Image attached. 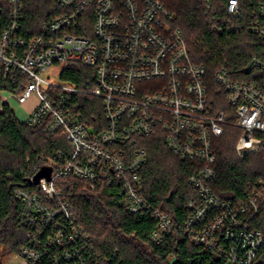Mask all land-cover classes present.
Listing matches in <instances>:
<instances>
[{
  "label": "built area",
  "instance_id": "2783aa9c",
  "mask_svg": "<svg viewBox=\"0 0 264 264\" xmlns=\"http://www.w3.org/2000/svg\"><path fill=\"white\" fill-rule=\"evenodd\" d=\"M56 2L63 14L27 39L24 0H0L4 79L23 85L20 93L12 92L19 106L34 100L23 123L44 127L51 136L64 135L69 147L42 158L26 176L27 186L14 191L18 223L26 232L16 255L21 264H111L93 248L91 235L59 190L57 181L67 177L84 181L93 192L107 190L129 215H150L156 222L150 239L157 245L180 231L195 245L217 250L222 264H258L264 234L255 225L264 214V181L238 202L217 197L211 185L217 176L215 141L227 126L242 133L236 145L239 157L264 145V93L255 81L245 80L253 71L264 72V58L253 57L233 75L226 68L215 74L226 104L218 110L206 68L192 60L183 32L172 28V14L159 0ZM227 12L232 20L223 23L210 16L216 30L243 28L264 43L263 7L246 25L238 0H229ZM70 63L92 69V89L61 79ZM55 68L61 69L62 86L43 78ZM80 95L100 100L102 118L91 112V123L87 120L76 101ZM137 137H161L174 156L192 164L188 182L198 197L187 204L183 229L143 196L140 173L148 155ZM45 168L52 170L51 180L36 184Z\"/></svg>",
  "mask_w": 264,
  "mask_h": 264
},
{
  "label": "trees",
  "instance_id": "16d2710c",
  "mask_svg": "<svg viewBox=\"0 0 264 264\" xmlns=\"http://www.w3.org/2000/svg\"><path fill=\"white\" fill-rule=\"evenodd\" d=\"M159 1L172 14V28L183 32L192 60L206 68L214 105L225 110L224 93L214 80L215 74L226 68L233 75L253 57L263 59L264 43L243 28L222 34L215 29L211 15L220 18L221 23L232 20L227 12L229 0ZM238 3L241 23L245 25L264 8V0H238ZM24 4L27 39L38 35L44 24L64 12L56 0H24ZM61 79L83 90L94 87L92 69L78 63L65 65ZM245 80L255 81L264 93V72L253 71ZM22 88V84L13 86L9 79H4L0 66V90L20 93ZM76 101L82 103V112L90 123L91 112L102 118L100 100L80 95ZM241 134L235 126H227L214 145L217 176L211 189L217 197L232 202L244 199L259 181H264V145L254 154L239 157L236 145ZM136 143L148 155L140 173L143 196L166 214L177 229H183L189 216L187 204L198 197L188 182L192 164L174 156L161 137H137ZM68 148L64 135L51 136L44 127L29 128L4 103L0 112V264L7 256H16L25 242L26 232L18 223L20 204L14 197L15 189L27 186L26 176L42 158ZM57 184L64 199L75 208L79 224L91 235L93 248L103 258L111 259V264H222L217 250L195 245L180 231L172 232L161 245L153 243L150 235L156 222L152 217L127 214L107 190L93 192L87 183L73 177L59 179ZM255 228L264 234V214L256 219ZM172 257L176 260L171 261ZM259 263H264V249Z\"/></svg>",
  "mask_w": 264,
  "mask_h": 264
},
{
  "label": "rangeland",
  "instance_id": "374dc122",
  "mask_svg": "<svg viewBox=\"0 0 264 264\" xmlns=\"http://www.w3.org/2000/svg\"><path fill=\"white\" fill-rule=\"evenodd\" d=\"M61 69L55 68L50 69L47 73L43 74V78L51 82L57 86L64 85V82L61 81L59 75H60ZM150 87H155V85H149ZM8 101L9 105L13 109L17 119L20 122H24L27 116V111L31 108L32 104L34 103V100H32L30 103H28L26 106H19L17 103V99L14 97V94L12 92H9L7 90H0V106L2 102ZM3 264H21V259L18 256H7L4 259Z\"/></svg>",
  "mask_w": 264,
  "mask_h": 264
},
{
  "label": "water",
  "instance_id": "95a60500",
  "mask_svg": "<svg viewBox=\"0 0 264 264\" xmlns=\"http://www.w3.org/2000/svg\"><path fill=\"white\" fill-rule=\"evenodd\" d=\"M51 173H52V170H51V169H47V168L42 169V170L38 173V175L36 176V178H35L36 184H38L39 181H40L41 179H43V178H46L47 180L50 181V180H51Z\"/></svg>",
  "mask_w": 264,
  "mask_h": 264
},
{
  "label": "crops",
  "instance_id": "0c3cea01",
  "mask_svg": "<svg viewBox=\"0 0 264 264\" xmlns=\"http://www.w3.org/2000/svg\"><path fill=\"white\" fill-rule=\"evenodd\" d=\"M3 101H4V100H3ZM4 103H8V101H4V102H2V104H1V106H0V112H1V110H2V107H3ZM8 104H9V103H8Z\"/></svg>",
  "mask_w": 264,
  "mask_h": 264
}]
</instances>
